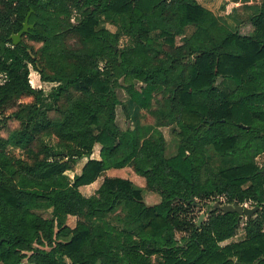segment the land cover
<instances>
[{
    "label": "trees",
    "instance_id": "obj_1",
    "mask_svg": "<svg viewBox=\"0 0 264 264\" xmlns=\"http://www.w3.org/2000/svg\"><path fill=\"white\" fill-rule=\"evenodd\" d=\"M252 9L231 28L197 0H0V113L15 107L19 121L0 135V264H152L159 252L156 264H264V168L256 162L264 153V0ZM27 13L33 27L23 36L37 48L10 38ZM122 36L129 42L120 44ZM30 66L56 83L49 92L56 117L39 108L44 92L31 86ZM124 82L137 109L164 93L153 113L176 125L175 155L164 156L162 134L118 126L116 88ZM22 96L34 101L17 103ZM96 144L99 158H91ZM209 146L221 163L206 154ZM83 157L69 179L65 171ZM125 166L145 178L157 203L120 176L81 192ZM191 195L259 208L243 219L211 206L197 225L177 215ZM118 205L135 232L107 222ZM173 226L188 232L186 243L157 247L171 241Z\"/></svg>",
    "mask_w": 264,
    "mask_h": 264
},
{
    "label": "rangeland",
    "instance_id": "obj_2",
    "mask_svg": "<svg viewBox=\"0 0 264 264\" xmlns=\"http://www.w3.org/2000/svg\"><path fill=\"white\" fill-rule=\"evenodd\" d=\"M202 5L208 7L210 10H212L217 16H220V19L223 20L229 27L236 28L241 25H244L245 22L248 19V16L250 15V8L246 10L243 7V3L235 0H198ZM255 2L258 0H254ZM76 13H74L72 17V21H75ZM102 25L110 29L111 31H117V26L113 23L102 21ZM193 31V26H188L185 29V35H189ZM24 39L28 43L32 44L35 48H37L40 44L36 42H31L25 38V36H21V40ZM129 42L128 37L122 36L120 40V44H124ZM175 45H179L182 43L181 36H176L174 39ZM101 66H103L102 63H100ZM29 81L32 87L42 89L44 92L43 98L38 101L39 108L44 111L48 117L53 118L57 116V113L55 111V105L53 104V101L51 97L49 96V92L51 88L56 86V83L51 82H44L40 79L39 74L32 69L30 66V73H29ZM219 81V80H218ZM1 82V78H0ZM123 84V81H121ZM126 83L124 82V85L119 86L116 88V94L119 99V104L116 106V122L118 126L124 130L126 128L133 129L137 125L139 130V134L141 136H156L158 133L162 134L165 140V148H164V156L170 157L176 154L178 150L179 145V138L176 135L177 127L174 123L169 124H160L159 121L162 119L163 121H167L166 118L157 117L154 115V111L163 103L164 100V93L157 92L154 93L151 100V107L149 109H137L135 104L130 100V96L128 92L125 89ZM139 84L137 85L136 89H138ZM34 98L31 96H22L17 103H27V102H33ZM15 110V107L12 108H6L0 113V135L5 137L8 135V133L19 127V121H17L13 116L12 112ZM40 110V111H41ZM41 111V112H42ZM160 119V120H159ZM43 143L46 144H53L54 140L53 138L49 136H42L41 138ZM100 146L98 144L95 145L93 149V153L91 154V158H95L99 153ZM206 154L209 156L211 161L216 163H221V159L217 158L215 156V152L211 146L206 148ZM16 154H18L20 157H23L22 151L14 150ZM88 157H83L81 159H78L74 163V167L70 170L65 171L66 176L69 179H72L74 175L80 173L83 165L87 161ZM256 162L260 168H264V153H261L257 156ZM124 177L128 178L131 181H133L135 184H137L139 187H141L144 190V199L146 203L148 204H154L157 203L160 199L159 195L155 192H151L146 189V182L145 178L143 176H140L136 174L130 166H125L120 169H114L112 171H109L108 173H103L101 176H99L94 182L90 183V185L85 187H80L81 192L84 195H91L95 192V190L98 188L100 183L103 181L104 177ZM187 201V200H186ZM186 201H182V206L185 208L184 210L178 211L177 215L179 216V219H191L192 222L196 223L198 225V219L200 217V214L203 213L204 216L201 219L204 220L208 215V209L209 207L213 206L215 202H219L216 199H208V200H202L200 198L194 199V202H191V205H187ZM195 203V204H194ZM248 207H252L253 205L249 203H245ZM125 207L122 205L116 206L115 210L111 212L107 216V222L110 224H113L114 226H117L118 228L127 230L128 232H135L138 224H129L127 222V216ZM44 216H49V210L48 211H39ZM250 216H243V219H246ZM68 224L71 226L75 223V217H69L68 218ZM174 227V226H173ZM169 234L171 235V241L167 242L164 245H160L158 243L157 247L159 248H165L166 246H170L171 242L174 245L182 246L186 243L188 232L181 229L177 230L175 227L173 229L169 230ZM163 235V234H162ZM166 235V233H164ZM243 234L239 233L238 235L228 239L227 241L223 242H231L236 241L240 238H242ZM125 244H130V241L127 239V237L124 238ZM222 243V244H223ZM173 245V246H174ZM162 253H155L150 256V261L152 264H156L158 261L162 260ZM21 264H33L27 260V258H24L21 262Z\"/></svg>",
    "mask_w": 264,
    "mask_h": 264
},
{
    "label": "water",
    "instance_id": "obj_3",
    "mask_svg": "<svg viewBox=\"0 0 264 264\" xmlns=\"http://www.w3.org/2000/svg\"><path fill=\"white\" fill-rule=\"evenodd\" d=\"M235 1H238V0H235ZM239 1H245V0H239ZM28 16H29V13H27V15L25 16L20 30L17 31L16 33H12L10 35V38H11L12 43L14 45L20 42L21 36L24 33L28 32L29 28L33 27V24L28 23ZM114 48L116 49L117 46H114ZM210 123H212V121H210ZM194 199H195L194 196L191 195L190 196V200L192 202H194ZM258 208H259L258 205H255V206H252V207H248L245 204H237V203L228 204V203H220V202H215V204L212 207L213 210H222L225 213H227V212H235V213L238 214L239 218L243 217L244 215L252 216L258 210ZM203 216H204V214L201 213L200 217L198 219V225H200L201 219L203 218Z\"/></svg>",
    "mask_w": 264,
    "mask_h": 264
},
{
    "label": "crops",
    "instance_id": "obj_4",
    "mask_svg": "<svg viewBox=\"0 0 264 264\" xmlns=\"http://www.w3.org/2000/svg\"><path fill=\"white\" fill-rule=\"evenodd\" d=\"M198 1V0H197ZM260 1L261 0H258V1H254V0H245V1H240V2H242L243 4V7L246 9V10H248V8H250L251 10H250V12L253 10L252 9V7L253 6H256V7H258L259 6V4H260ZM199 2V1H198ZM200 3V2H199ZM201 4V3H200ZM204 6V5H203ZM206 7V6H205ZM206 8H208V7H206ZM209 9V8H208ZM212 11V10H211ZM216 15V14H215ZM218 17H220V16H218ZM221 21H223V20H221ZM224 22V21H223ZM225 23V22H224ZM226 24V23H225ZM227 25V24H226ZM95 158H99V153H98V155L95 157ZM112 170H114V169H109V170H107L105 173H108L109 171H112ZM88 185H90V184H88ZM88 185H84V186H82V187H85V186H88Z\"/></svg>",
    "mask_w": 264,
    "mask_h": 264
},
{
    "label": "flooded vegetation",
    "instance_id": "obj_5",
    "mask_svg": "<svg viewBox=\"0 0 264 264\" xmlns=\"http://www.w3.org/2000/svg\"><path fill=\"white\" fill-rule=\"evenodd\" d=\"M213 207V206H212Z\"/></svg>",
    "mask_w": 264,
    "mask_h": 264
}]
</instances>
